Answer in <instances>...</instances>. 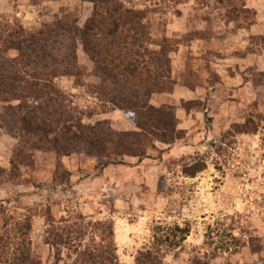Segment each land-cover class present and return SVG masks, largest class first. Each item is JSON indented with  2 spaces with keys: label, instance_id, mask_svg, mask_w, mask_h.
<instances>
[{
  "label": "rangeland",
  "instance_id": "rangeland-1",
  "mask_svg": "<svg viewBox=\"0 0 264 264\" xmlns=\"http://www.w3.org/2000/svg\"><path fill=\"white\" fill-rule=\"evenodd\" d=\"M121 2L144 13L150 49L171 60L172 91L149 103L175 110L179 140L155 143L142 160H99L88 147L64 157L24 147L19 120L4 119L0 235L32 225L26 237H12L11 256L4 259L11 262L16 244L26 243L36 264H75L71 252L48 245V223L70 225L83 217L92 226L114 223L122 264H135L140 252L155 245V233L176 227L189 229L190 236L163 264H194L197 257L211 264H264V0H234L235 6L227 0ZM241 4L249 10L247 19L232 21L236 14L229 12ZM93 11L94 4L84 0H0V22L31 31L56 20L82 28ZM77 46L87 76L59 77V89L86 114L85 124L135 131L131 114L97 94L95 64ZM250 121L256 133H238L236 127ZM197 168L204 170L190 176ZM89 233L86 245L96 236Z\"/></svg>",
  "mask_w": 264,
  "mask_h": 264
},
{
  "label": "trees",
  "instance_id": "trees-1",
  "mask_svg": "<svg viewBox=\"0 0 264 264\" xmlns=\"http://www.w3.org/2000/svg\"><path fill=\"white\" fill-rule=\"evenodd\" d=\"M84 1L94 4V11L82 28L76 23L56 20L31 31L20 23L0 22V105L3 111L0 128L4 119L17 118L24 147L52 150L58 156L70 157L80 148L88 147L94 149L99 160L113 156L145 159L148 147L155 148V143L173 145L179 140L175 110L149 103L154 95L172 91L171 60L167 54L150 49L143 12L128 9L121 0ZM225 1L219 0L222 4ZM226 4L236 5L234 0H227ZM247 13L249 10L242 4L229 12L230 16L236 14L232 21L241 16L247 19ZM77 43H81L95 64L96 76L101 80L97 94L104 103L131 114L135 131L115 132L106 128L105 122L85 124L86 114L72 107L57 86L59 77L70 76L80 81L87 76L78 63ZM251 123L237 126L238 133H256L257 126ZM203 170L197 168L189 175L194 177ZM51 221L48 245L57 247L59 252H71L75 264H122L112 221L97 222L93 226L83 217L70 225ZM31 230L28 221L19 227L18 234L6 229L0 235V264H36L26 243L16 244L11 262L4 259L10 254L12 237L21 239ZM89 230L96 235L92 245L85 244ZM190 233L189 229L180 227L155 233V245L140 252L135 264H163L166 256L178 250ZM194 264L211 263L197 257Z\"/></svg>",
  "mask_w": 264,
  "mask_h": 264
}]
</instances>
